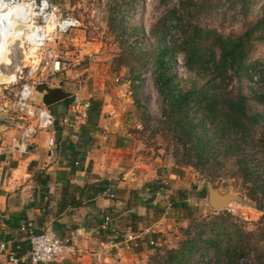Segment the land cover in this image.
I'll return each mask as SVG.
<instances>
[{
    "label": "rangeland",
    "instance_id": "rangeland-1",
    "mask_svg": "<svg viewBox=\"0 0 264 264\" xmlns=\"http://www.w3.org/2000/svg\"><path fill=\"white\" fill-rule=\"evenodd\" d=\"M53 1L60 5L66 3V14L79 18L81 24L47 42L46 59L52 62L58 55L63 67L45 81L50 86L65 88L72 95L77 94L80 99H87L92 93L91 96L102 99V108L105 103L107 109L113 106L121 109L120 120L114 123L121 127V135H125L134 148V160L140 165L135 169L143 175L151 173L148 178L151 183L153 176H158V183L164 184L155 191L154 197L150 190L143 194L146 196L134 194V202L131 204L130 200L129 204L131 212L119 217L122 224L118 236L129 226L137 231L148 227L157 244L148 245L141 240L137 250L127 253L131 262L115 264H137L139 261L156 264L168 249L182 244L190 225L192 234L198 230L202 232V239H211L221 246L240 241L249 259L255 258L257 262V256L264 257V150L258 141L264 131V104L255 99L264 92V38L254 40L247 65L224 87V83L213 84L217 75L212 55L205 57L208 61L205 67L196 65L190 69L187 66L181 44L184 35L171 13L175 10L191 24L205 30L238 34L264 14V0H250L246 11L238 0ZM260 35L261 31L255 34ZM164 46L173 47L171 72L182 85L194 84L214 95H221L230 88L234 92L240 90L247 98L248 112L256 117L247 121L240 131L226 130L215 119L197 117L204 128L202 132L196 131L195 136L209 148V157L207 160L203 157L204 161L197 166L177 162L179 147L162 127L163 100L153 81V70L159 48ZM205 48H211L208 42ZM213 49L217 59L219 51ZM252 66L256 69L252 72L258 76L254 83L250 73ZM13 68L11 63L8 70ZM119 87H124L126 93L117 94L115 89ZM36 93L35 99L39 100L41 94ZM72 99L71 96L62 103H71ZM57 103L48 107L55 116L61 118L71 113L72 121L80 120L74 118L72 105L70 109L61 107L58 110L54 108L59 107ZM210 186L221 193L238 194L249 203H234L226 212L214 210L207 195L199 196L202 188L208 190ZM177 189L189 192L188 203L194 211L192 218L169 207L170 198ZM122 194L120 191L118 199L112 198L117 210L125 204ZM148 197H153V202H148ZM164 209H168V214L165 215ZM131 213L139 214L141 219L130 217ZM199 247L190 255L187 264H216L215 246L204 247L201 243Z\"/></svg>",
    "mask_w": 264,
    "mask_h": 264
},
{
    "label": "crops",
    "instance_id": "crops-1",
    "mask_svg": "<svg viewBox=\"0 0 264 264\" xmlns=\"http://www.w3.org/2000/svg\"><path fill=\"white\" fill-rule=\"evenodd\" d=\"M61 7L66 14L67 4L61 3ZM115 91L119 95L126 93L124 87ZM62 102L59 101V107L54 108H71L69 102ZM106 107L104 103L98 129L92 132V141H87L82 135L80 127L85 123L84 117L56 131V146L51 153L46 146L44 132L33 139L29 153L25 155L10 154L6 146L0 147V219L13 220L16 222L13 225H21L27 220L34 224L37 231L50 229L60 237L74 234L75 254L62 264L131 262L128 254L118 259L112 244L122 237L118 236V228L122 224L119 217L131 212L130 200L132 204L135 198L133 195L137 194L133 191L140 195L146 193L149 190L147 185L151 183L148 178L152 175L149 172L143 175L142 171L135 169L140 165L134 160V148L129 139L121 135V127L115 125L120 120L121 109ZM4 132L0 130V133ZM117 141L123 146H117ZM3 145H6V140ZM73 157L77 168L71 165ZM96 177L111 181L110 192L114 194L115 191L116 199L122 191L121 198L125 204L121 210L113 207L115 203L112 198L99 194L93 198H83L78 207L59 211L61 189L67 181L83 186L95 181ZM104 216L110 218V229L106 232L99 229ZM18 225L13 228L0 223V233L22 236ZM21 239H24V235ZM3 260L0 256V261Z\"/></svg>",
    "mask_w": 264,
    "mask_h": 264
},
{
    "label": "trees",
    "instance_id": "trees-1",
    "mask_svg": "<svg viewBox=\"0 0 264 264\" xmlns=\"http://www.w3.org/2000/svg\"><path fill=\"white\" fill-rule=\"evenodd\" d=\"M238 2L243 11L249 8L250 0H238ZM171 13H173V17L177 18L178 28L181 29L184 35L181 44L186 56L187 66L190 69H194L196 65L200 68L205 67L208 62L205 57L212 55L217 75L213 79V84L215 82L217 84L224 83V87L235 76H239L240 72L247 65L250 52L254 47V40L258 37L264 38V14L238 34H221L191 24L187 20V17L179 15L175 10L171 11ZM259 31H261V35L255 36ZM207 42L209 47H211L209 49L205 48V43ZM213 47L219 51L217 59H215ZM166 57L168 61H166ZM173 63V47L164 46L159 48V52L154 60L153 81L163 100L161 123L166 133H169L168 135L172 141L179 147L177 162L181 165L197 166L199 162L204 161L203 157L206 160L209 157V148L206 146V143L202 144L198 136H195L196 131H203L204 125L201 119L213 121L215 119L223 124L226 130L240 131L247 121L251 122L256 117L250 115L248 112L247 98L240 90L234 92L233 88H230L225 91L224 88L225 92L223 94L215 93L214 95L205 91L203 87H197L194 84L184 86L182 82L177 81L175 75L171 72ZM250 69L256 70L253 66ZM255 99L257 102L264 104V92L256 95ZM88 101L89 107L86 110L85 123L80 128L82 135L86 137L87 141H92V132L98 129L102 99L91 96L88 98ZM199 116H201V119L197 118ZM194 117L197 119L194 120ZM258 141L264 150V131L261 133ZM194 143L195 145L197 143V146H194ZM116 144L117 146H123L118 141ZM75 161L76 159L73 157L71 165L77 168ZM111 185L110 180L99 179L98 177H96L95 181L87 182L83 186L67 181L61 189V196L58 202L59 211L62 212L67 208L80 206L83 198H93L99 194H106L112 190ZM147 186L154 197L155 191L164 187V184L153 181ZM133 192L138 194L136 191ZM206 195L207 188L204 187L200 190L199 196L206 197ZM189 196V192L186 189H177L175 194L170 198L169 207L175 212L183 214L186 218H192L194 211L188 203ZM153 197H150V199L148 197L147 201L151 202L154 199ZM256 206L259 209L263 208L259 205ZM226 211V209L222 210V212ZM130 217L139 219L140 215L131 213ZM0 223H4L10 227L13 226V228H16L14 226L18 225H13L12 223H16L13 220L3 218L0 219ZM128 228L132 229L130 226ZM186 231L188 235L182 244L168 249L165 257L161 256L156 264H187L190 255L200 248L201 243L204 247L211 244L215 246V252L217 253L216 264H264V257L257 256V262L255 258L249 259L247 251L240 241L235 243L230 242L221 246L211 239H202V232L200 230L192 234L191 225L186 228ZM22 236L17 237L10 233L6 235L0 233V240L12 239L13 243L18 246V253L22 254L29 248L27 240L21 239ZM151 236L155 239L152 234Z\"/></svg>",
    "mask_w": 264,
    "mask_h": 264
},
{
    "label": "built area",
    "instance_id": "built-area-1",
    "mask_svg": "<svg viewBox=\"0 0 264 264\" xmlns=\"http://www.w3.org/2000/svg\"><path fill=\"white\" fill-rule=\"evenodd\" d=\"M12 9H18L21 16L7 19L5 15ZM62 10L61 5L53 0H0V78L2 74L9 76L7 80L0 79V117L3 116L0 118V130L5 131L0 133V147L6 146L10 154L29 153L31 142L42 132L51 153L56 146V131L72 122L71 115L55 116L42 103L41 95L36 100L34 89L38 82L54 77L63 67L58 55L52 62L46 59L47 42L81 24L79 18L63 14ZM11 63L14 68L9 71ZM252 71L254 83L258 76ZM72 97L70 105L75 112L74 118H84L89 107L88 98L80 99L77 94ZM4 140L6 145H3ZM153 178L154 182H159L158 176ZM106 195L114 197L112 192ZM164 213L168 214V209ZM109 221L110 218L104 216L99 229L109 230ZM19 231L29 244L28 250L19 254L12 239L0 240V256L4 258L0 264H62L75 254V236L72 233L60 237L50 229L37 231L29 221H23ZM141 240L148 245L157 244L148 227L139 231L126 229L120 240L112 244L118 259L137 250Z\"/></svg>",
    "mask_w": 264,
    "mask_h": 264
},
{
    "label": "water",
    "instance_id": "water-1",
    "mask_svg": "<svg viewBox=\"0 0 264 264\" xmlns=\"http://www.w3.org/2000/svg\"><path fill=\"white\" fill-rule=\"evenodd\" d=\"M34 89L41 94V101L49 107L59 101L67 100L72 96V93L60 86H50L48 82H38ZM3 119V116L0 117ZM207 200L210 207L214 210H225L234 203H249L247 199H243L238 194L221 193L216 188L210 186L207 190Z\"/></svg>",
    "mask_w": 264,
    "mask_h": 264
},
{
    "label": "bare ground",
    "instance_id": "bare-ground-1",
    "mask_svg": "<svg viewBox=\"0 0 264 264\" xmlns=\"http://www.w3.org/2000/svg\"><path fill=\"white\" fill-rule=\"evenodd\" d=\"M14 15L15 16H18V17H20L21 15H20V12H19V10L18 9H12V10H9L7 13H6V18L8 19V18H13L14 17ZM4 59H5V61H8V59L6 58V57H4ZM9 78V76L8 75H5V74H2V76H1V80H7Z\"/></svg>",
    "mask_w": 264,
    "mask_h": 264
}]
</instances>
